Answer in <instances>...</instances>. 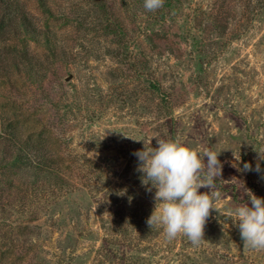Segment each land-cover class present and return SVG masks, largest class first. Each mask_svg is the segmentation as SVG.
<instances>
[{
  "label": "rangeland",
  "instance_id": "rangeland-1",
  "mask_svg": "<svg viewBox=\"0 0 264 264\" xmlns=\"http://www.w3.org/2000/svg\"><path fill=\"white\" fill-rule=\"evenodd\" d=\"M170 1L150 12L144 0H52L51 16L23 0L44 35L22 31L7 56L47 71L2 77L0 118L65 184L21 202L0 182V264H264L231 218L248 189L264 197V0ZM123 133L221 151L219 212L198 245L149 228L156 190L133 155L144 142Z\"/></svg>",
  "mask_w": 264,
  "mask_h": 264
},
{
  "label": "clouds",
  "instance_id": "clouds-1",
  "mask_svg": "<svg viewBox=\"0 0 264 264\" xmlns=\"http://www.w3.org/2000/svg\"><path fill=\"white\" fill-rule=\"evenodd\" d=\"M163 3L164 0H144V8L156 11ZM124 136L144 142V147L133 155L138 160L136 171L140 173L142 185L150 193L156 190L154 208L146 220L149 228H162L169 241L182 234L198 245L204 239L205 225L212 210L219 212L215 203L217 193L213 188L222 174L221 151L198 150L179 136L161 139L152 135L147 141ZM153 138L157 141L155 147L152 145ZM257 152L260 155L255 171L260 172L259 160H264V150ZM233 156L236 162L240 161V153L237 154L234 149ZM239 170L252 171L253 166L250 162L245 163ZM201 188L210 190L201 192ZM246 195L247 203L237 206L231 218L240 230L245 249L264 250V197H258L250 189Z\"/></svg>",
  "mask_w": 264,
  "mask_h": 264
},
{
  "label": "trees",
  "instance_id": "trees-1",
  "mask_svg": "<svg viewBox=\"0 0 264 264\" xmlns=\"http://www.w3.org/2000/svg\"><path fill=\"white\" fill-rule=\"evenodd\" d=\"M34 1L39 8H43V11L49 12L52 16L53 11L48 4L52 0ZM175 3L179 4L174 8L176 11L178 7H182V4ZM22 4L23 0H0V64L9 72V74L0 72V79L2 77L10 79L11 74H20L26 70L31 78L44 80L47 71L45 66H39L36 62L28 61L22 56L19 59L15 56L12 58L7 56V47L12 45L13 38L22 31H25V34L32 33L34 36L44 35L43 29L35 25L32 20L30 21L32 18L30 12L26 11ZM169 7H174L173 0L169 2ZM36 58L39 61L43 60L39 56ZM7 65L14 68H7ZM5 126H14L16 129L12 119L0 118V182L4 187L11 193L14 190L15 198L18 201L22 200L21 202L33 192H53L54 187H62V184H65L64 175L53 168L46 170L44 166L31 165L27 156L28 149L18 140L17 131L4 132L9 129ZM43 197L46 195L44 194Z\"/></svg>",
  "mask_w": 264,
  "mask_h": 264
}]
</instances>
